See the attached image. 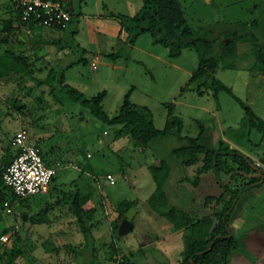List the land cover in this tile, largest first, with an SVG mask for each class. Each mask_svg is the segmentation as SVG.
<instances>
[{
  "label": "rangeland",
  "instance_id": "obj_1",
  "mask_svg": "<svg viewBox=\"0 0 264 264\" xmlns=\"http://www.w3.org/2000/svg\"><path fill=\"white\" fill-rule=\"evenodd\" d=\"M181 2L191 25L201 33L215 24L220 30L231 27L250 33L248 39L240 40L234 52L222 60L215 75L264 118V62L259 60L257 52V44H264V0ZM74 3L79 6L81 0ZM153 39L151 33H145L140 44L147 50L168 54V48L161 43L153 45ZM117 48L123 53L119 61L122 67H115L110 56ZM128 50L126 43L117 42L114 47H108L101 54L98 67L93 66L92 57L86 54L68 77L74 84L82 85L88 97L107 90L103 106L110 115L119 111L127 92L131 91L133 101L152 108L159 128L165 127L171 108L183 118L185 134L197 135L201 129L199 120L218 136L228 134L230 126H241L245 108L233 94L222 90L215 97L212 90L199 93L187 87L200 64L196 48H186L181 56L172 59L180 68L155 60L139 49L134 51L135 58L144 62L134 60L133 55L126 54ZM29 84L18 83L9 90L0 87V166L16 151L12 145L14 135L26 127L33 141L38 136L42 139L43 154L57 167V173L49 192L20 198L10 187H3L0 171V191L3 189L4 193L2 197L0 192V264H121L119 259H125L126 264H181L189 229L162 230L159 237L147 232L137 238L136 230L126 235L119 231L114 234V222L119 224L121 219L118 207L126 200L138 203L152 194L157 183L148 164L154 158L159 162L160 156L168 155L178 143L177 137H158L154 146L138 151L130 135H120V125L107 124L81 103L59 102L48 85L30 91ZM58 94L64 95L62 91ZM250 137L254 152L249 153L254 159H264V133L255 127ZM187 171L192 175L193 167ZM109 173L114 175L116 183H111ZM181 175V171H176L171 184L177 196L188 191L195 197L185 205L194 207L197 217L211 212L204 199L208 194L218 195L222 191L221 180L245 181L240 177L230 180V175L222 173L221 179L205 177L204 185L197 188L189 181L180 184ZM261 175L253 173L246 181ZM78 191L90 197L85 204L87 208L95 206L94 217L87 219L92 230L88 245L72 203ZM6 198L12 201L11 209L4 205ZM178 198L174 199L178 201ZM140 206V202L134 206L136 211ZM41 219L46 221V227ZM28 223H35L32 234L27 229ZM230 226L237 246L231 251L229 264H264V178L240 193ZM37 228H52L56 234L41 242ZM139 228L138 234L150 229L143 220ZM142 239L145 240L141 243ZM68 243L85 246L83 253L63 247ZM57 246L63 248H52Z\"/></svg>",
  "mask_w": 264,
  "mask_h": 264
},
{
  "label": "trees",
  "instance_id": "obj_2",
  "mask_svg": "<svg viewBox=\"0 0 264 264\" xmlns=\"http://www.w3.org/2000/svg\"><path fill=\"white\" fill-rule=\"evenodd\" d=\"M114 15L119 18L122 29L127 33L125 39H120L118 43L128 45L129 50L126 53L128 56L131 54L132 45L145 33H151L156 43L165 45L169 49V55L173 58L181 56L186 48H196L200 64L193 72L187 87L196 89L199 93L212 90L215 97H219L222 90H227L235 96L245 108L241 126L228 129L229 136L237 144L243 145L249 142L251 132L255 127L264 132V118L260 117L249 103L234 93L229 85L215 75L222 60L234 52L240 40L248 39L249 32L231 27L220 30L215 24L209 26L206 32L201 33L191 25L181 0H144L143 6L136 13L114 12ZM18 18L20 19L19 12ZM257 46L259 60L264 62V44L260 42ZM118 49L110 53L111 58L117 59L123 56ZM12 70L22 71L23 77L33 80V83L28 86L30 91L36 86L49 85L50 92L59 102L65 104L66 101L71 100L81 103L107 124L128 128L135 149L143 150L154 146L158 137L175 135L178 143L172 147L169 154L157 156L160 159L159 164H149L157 185L148 197L145 208L150 206L175 230L189 229L186 234L187 245L181 264H229L231 251L237 246V240L230 226L231 215L237 200L243 190L261 183L264 178V168L257 167L252 157L245 155L240 148L231 147L223 141L215 145L213 129L206 127L203 120H199L201 132L198 136L183 133L184 120L176 115L172 108L169 110L165 127H157L152 108L133 101L131 91L127 92L119 111L115 115H110L103 106L107 90L99 91L88 97L79 87L66 82L64 72L60 73L56 68H51L44 77L33 75L29 62L21 54L9 59L2 57L0 60L1 77L7 76V73ZM59 91H62L64 95L60 96ZM37 145L40 146L43 154V148L39 143ZM16 154L17 150L0 166L4 188L10 187L5 183L3 175ZM43 156L46 160L45 154ZM46 162L51 164L47 160ZM190 167H193L192 175L187 171ZM259 170L262 174L260 177L254 176L246 181L247 174L259 172ZM176 171L182 172L180 182L189 181L195 187H198L202 179L209 175L221 179L222 173L230 175V180L240 177L245 181L233 183V181L221 180L222 191L218 195L208 194L204 199L205 206L210 207L211 212L197 217L195 208L185 205L188 201H194L195 197L192 198L187 191L177 196L171 184ZM2 191L3 189L0 191L3 197ZM175 196L179 197L178 201L174 199ZM6 200L8 199L6 198L4 202ZM89 200L88 195H81L79 191L72 199L78 221L87 236L86 245L90 244L92 239V230L87 219L93 218L95 212V206L92 208L85 206ZM10 202L12 205V201ZM135 204L134 200H126L123 205L121 203L118 207L120 210L118 217L124 216L126 211ZM118 228L119 224L114 222V234L119 231ZM149 232L159 237L154 232ZM63 247L72 249L76 253H83L85 246L68 243ZM63 247L52 248L61 249ZM47 250L51 251L49 248ZM119 262L126 264L125 259H119Z\"/></svg>",
  "mask_w": 264,
  "mask_h": 264
},
{
  "label": "crops",
  "instance_id": "obj_3",
  "mask_svg": "<svg viewBox=\"0 0 264 264\" xmlns=\"http://www.w3.org/2000/svg\"><path fill=\"white\" fill-rule=\"evenodd\" d=\"M62 1L71 9L73 13V20L66 29L45 26L38 23L24 22L18 18V10L15 6L14 0H0V60L2 57H5L6 59L8 57L9 59L21 54L26 57L29 62V67L33 75L44 77L50 72L51 68H56L60 73L64 72L66 82L79 87L84 92L82 85L74 84L68 77V73L79 65V60H81L86 54H89L92 57V63L94 60H97L96 56H98L99 63L101 54L104 50L110 46L114 47L120 39H125L127 33L122 29L120 20L116 15H114V12L134 14L143 6L144 0H81V4L79 6H75L74 0ZM141 37L142 35L130 49L134 60L137 59L135 58L134 51L139 49L152 55L155 60H163L180 68L178 62H173L172 59L174 58L169 55V49L168 54H165V56L160 52H154L150 49L147 50L140 44ZM152 43L153 45H157L154 39ZM121 58L122 57L114 59L113 65L115 67L123 66L122 63H119ZM87 59H89V57H87ZM138 61L144 62L143 60ZM129 66L130 62L127 63V67ZM22 75V71L12 70L7 73V76H0V87H3L5 90H9V87L15 84L22 82L29 84V80L33 81L32 79L23 77ZM43 86L45 85L36 86L34 87V90L35 88ZM238 126H235V128H238ZM118 129L120 131V135H129L128 128L121 126ZM200 132L201 129L195 136H198ZM213 135V143L215 145H219L220 141H223L231 147L240 148L245 155L254 159V157L249 153L254 152V146H252L254 143L251 142V140L246 144L239 145L226 132L223 133V135L219 133V136L216 132H214ZM40 140L42 139L38 136L37 140L33 141L31 136V141L36 144L39 143L41 145ZM136 150L144 151L145 149ZM148 156L149 155L146 154V159L149 158ZM254 160L258 164L262 163L261 168H264V159L257 157ZM151 163L159 164L160 159L159 162H157L154 158V161ZM251 174L253 175V173H249L247 176ZM259 174H261L260 170ZM185 182H181L180 184ZM204 183L205 178L202 179L197 188L204 185ZM147 199L139 201L141 206L137 210L133 219L135 226L132 230H136V237L138 238L139 235L146 234L149 231L154 232L157 236L163 235L162 230H168L169 232L173 231V226L170 225L158 212L153 211L150 206L145 208ZM138 203L136 202L134 206H137ZM142 220L145 221L150 229H146L144 230V233L138 234V230H140L139 226ZM41 221L45 223L43 226L46 227V221ZM34 224L35 223H28L27 229H30L29 233L31 234L32 229H34ZM37 231V235H39L42 239L41 242L46 240L49 241L48 237L55 236L56 234L55 230L52 228H37ZM144 240L145 239H142L141 243Z\"/></svg>",
  "mask_w": 264,
  "mask_h": 264
},
{
  "label": "built area",
  "instance_id": "obj_4",
  "mask_svg": "<svg viewBox=\"0 0 264 264\" xmlns=\"http://www.w3.org/2000/svg\"><path fill=\"white\" fill-rule=\"evenodd\" d=\"M20 19L25 22L45 26L67 28L73 19L69 7L62 0H14ZM97 60L93 66L97 67ZM17 154L8 165L3 178L15 194L25 198L41 192H49L57 173V167L48 164L39 145L31 141L28 128L21 127L12 139ZM91 155V154H89ZM111 183H116L112 173L108 174ZM11 209L10 200L4 202Z\"/></svg>",
  "mask_w": 264,
  "mask_h": 264
},
{
  "label": "water",
  "instance_id": "obj_5",
  "mask_svg": "<svg viewBox=\"0 0 264 264\" xmlns=\"http://www.w3.org/2000/svg\"><path fill=\"white\" fill-rule=\"evenodd\" d=\"M136 208L134 206L130 207L127 211L126 215L123 216L119 221V232L122 235L129 233L135 226L133 221L134 216L136 214ZM27 218V214L24 215Z\"/></svg>",
  "mask_w": 264,
  "mask_h": 264
}]
</instances>
